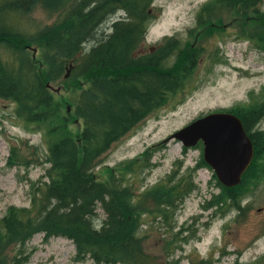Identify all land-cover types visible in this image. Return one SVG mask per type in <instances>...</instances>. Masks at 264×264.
Returning a JSON list of instances; mask_svg holds the SVG:
<instances>
[{
	"label": "trees",
	"instance_id": "1",
	"mask_svg": "<svg viewBox=\"0 0 264 264\" xmlns=\"http://www.w3.org/2000/svg\"><path fill=\"white\" fill-rule=\"evenodd\" d=\"M153 1L70 0L57 23L33 39L18 27L17 20L32 9L35 0H0V47L6 52V57H0V99L12 101L16 118L46 138L50 164L49 182L33 196L31 210L11 207L0 219V241L5 246L23 236L26 242L34 230H39L45 242L54 237L72 241L75 262L90 259L93 264H155L140 249L141 233L136 236L140 225L133 218V207L94 177L101 157L115 142L183 89L198 59L194 47L184 48L178 39L167 37L159 52L137 54L153 18ZM262 2L212 0L201 7L196 20L200 23L219 7H231L247 19L249 13H259ZM119 12L123 16L113 21ZM106 22H111L110 33L103 35L100 31ZM202 26L211 27L204 22ZM22 42L41 47L47 67L44 72L35 69ZM90 42L93 44L85 50ZM254 47L264 51L263 35L257 36ZM169 61H173L171 66ZM211 61L219 63L216 58ZM65 63L71 64L70 80L88 79L85 88L71 95L75 115L82 120L78 135L69 131L67 119L61 117L60 105L48 89L49 83L63 77ZM228 112L248 121L245 131L254 142V156L238 186L225 188L218 182L220 194L204 203V211L215 209V214L221 215L240 210L242 188L264 182V167L258 165L264 151V132L249 134L250 128L264 118L263 110ZM148 162L139 161L126 171L145 170ZM179 164L176 161L178 170L160 186L165 192L157 218L169 230L173 229L169 220L173 222L176 211L197 190L192 174L209 168L200 160L194 169L180 174ZM98 207L103 211L102 221L96 219ZM181 241L186 243L188 238ZM248 264H264V258Z\"/></svg>",
	"mask_w": 264,
	"mask_h": 264
},
{
	"label": "rangeland",
	"instance_id": "2",
	"mask_svg": "<svg viewBox=\"0 0 264 264\" xmlns=\"http://www.w3.org/2000/svg\"><path fill=\"white\" fill-rule=\"evenodd\" d=\"M68 1L35 0L32 9L18 17L17 25L37 39L57 23ZM210 1H153V18L137 54L159 52L167 37L178 39L184 48L194 47L198 59L183 89L115 142L94 169L97 181L115 189L133 207V218L140 225L136 234L141 233L140 249L155 264H248L264 258L263 181L242 188L239 211L215 214L217 210L204 211L203 205L212 195H219L221 189L213 171L201 168L192 174L197 190L179 207L173 222L169 220L173 229L163 227L157 218L165 192L160 186L171 172L178 170L176 161L180 162L182 174L203 160L202 145L186 149L174 140L164 143L170 135L208 113L240 110L243 114L257 109L264 112V51L254 47L257 36H264V0L259 13H249L247 19L238 10L219 7L198 23L197 12ZM122 16L119 12L113 21ZM202 22L211 27L202 26ZM110 26L111 22H106L100 33L109 34ZM92 44H86L85 50ZM21 47L35 69L44 72L47 67L41 58V47L24 42ZM0 57H6L3 47ZM212 58L219 63L213 64ZM172 64L169 61V66ZM68 65L63 66L61 80L49 83L48 89L59 103L69 131L78 135L82 120L75 115L71 95L85 88L88 79L70 80ZM14 111L12 101L0 99V219L11 207L31 210L33 196L49 182L48 141L33 126H24ZM257 129L264 132V118ZM139 161H149V167L126 171ZM258 165L264 167V151ZM96 215L98 221L104 219L99 207ZM43 238V232L34 230L26 242V236L9 246L0 241V264H93L90 259L74 261L75 246L69 239L54 237L45 242ZM183 238L188 241L182 243Z\"/></svg>",
	"mask_w": 264,
	"mask_h": 264
},
{
	"label": "water",
	"instance_id": "3",
	"mask_svg": "<svg viewBox=\"0 0 264 264\" xmlns=\"http://www.w3.org/2000/svg\"><path fill=\"white\" fill-rule=\"evenodd\" d=\"M69 70L71 64L67 73ZM171 140L181 143L186 149L201 142L203 161L225 188L240 184L254 156L253 144L240 120L226 111L208 113L195 119L170 135L164 143Z\"/></svg>",
	"mask_w": 264,
	"mask_h": 264
},
{
	"label": "flooded vegetation",
	"instance_id": "4",
	"mask_svg": "<svg viewBox=\"0 0 264 264\" xmlns=\"http://www.w3.org/2000/svg\"><path fill=\"white\" fill-rule=\"evenodd\" d=\"M222 112H224V111H222ZM228 112V111H227ZM228 113H231V114H233L234 116H236L239 120H240V122H241V124H242V126H243V130L245 131L246 129H247V123H248V121L247 120H245V121H243L242 120V117H240V116H238V115H236V113H232V112H228ZM244 126H246V127H244ZM259 131V129H257V126L255 127V126H252L251 128H250V131H249V134L250 135H253V134H257V132ZM245 133L247 134V136H248V133H247V131H245ZM251 140V139H250ZM252 142V141H251ZM199 143H201V142H199ZM198 143V144H199ZM253 144H254V142H252ZM202 145V144H201ZM251 163H252V161H251ZM250 166V165H249Z\"/></svg>",
	"mask_w": 264,
	"mask_h": 264
}]
</instances>
